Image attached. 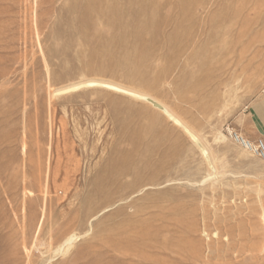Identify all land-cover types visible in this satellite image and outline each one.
Returning <instances> with one entry per match:
<instances>
[{
	"label": "rangeland",
	"instance_id": "1",
	"mask_svg": "<svg viewBox=\"0 0 264 264\" xmlns=\"http://www.w3.org/2000/svg\"><path fill=\"white\" fill-rule=\"evenodd\" d=\"M143 1L0 0V264H264V0Z\"/></svg>",
	"mask_w": 264,
	"mask_h": 264
},
{
	"label": "bare ground",
	"instance_id": "2",
	"mask_svg": "<svg viewBox=\"0 0 264 264\" xmlns=\"http://www.w3.org/2000/svg\"><path fill=\"white\" fill-rule=\"evenodd\" d=\"M94 1L97 4H100V3L103 2V0H94ZM143 2H144L143 4L139 3L140 4L139 5L140 8H139V11H137L136 13H138L140 15H145V14L147 15L148 9H149V6H150V0H144ZM130 3L132 4V2H130ZM117 8H118V5L115 3V4H112V5L108 6L106 8V10H104L103 12L115 14V13H117V10H118ZM104 80L105 79H102V80H97V79L91 80L90 79L89 81H87L84 84L81 83V84H78V85H71V86H68L66 88L60 89L58 91V93L61 94V93H66V92H69V91H72V90L73 91L74 90H78L82 86H85V87H100V88H105V89L113 90V91L120 92V93H125L126 95H128L130 97L142 99L144 101H147V102L153 104V106L155 105L156 107L160 108L177 126L182 127L190 135V137H192L194 140H198L197 136L188 128V126H186L185 123H183L180 120L179 117H177L173 112H171L169 110V108L165 104L160 102L159 100L155 99L154 97H152V96H150L148 94L138 92V91H136L134 89L124 88L122 86H119L117 84H114V83L108 82V81H104ZM252 108H253V111L255 112V114L259 118L264 119V115H263L264 107L262 108V106H259V102L254 103ZM229 130H231V128H229ZM238 133L241 136H243V138L245 140L254 141V140H251L249 137L245 136L244 134H242L241 132H238ZM217 139H219L221 141H224V140L227 139V137H226L225 133L223 134L222 132H220L218 134V138ZM203 154H204V152H203ZM75 239H76L75 236H71L70 235L68 238L65 239V242L60 246L58 251L62 252V253H65V254L68 253L70 251L71 247L73 246L74 241H76Z\"/></svg>",
	"mask_w": 264,
	"mask_h": 264
},
{
	"label": "built area",
	"instance_id": "3",
	"mask_svg": "<svg viewBox=\"0 0 264 264\" xmlns=\"http://www.w3.org/2000/svg\"><path fill=\"white\" fill-rule=\"evenodd\" d=\"M264 97V92H263ZM227 132L232 140H234L237 144L241 145L247 151L252 153L257 158L264 160V139L259 138L254 141L245 140L243 136H241L237 131L234 129L229 130Z\"/></svg>",
	"mask_w": 264,
	"mask_h": 264
},
{
	"label": "crops",
	"instance_id": "4",
	"mask_svg": "<svg viewBox=\"0 0 264 264\" xmlns=\"http://www.w3.org/2000/svg\"><path fill=\"white\" fill-rule=\"evenodd\" d=\"M260 121H261L262 125L264 126V121L261 120V119H260ZM263 135H264L263 129H258L257 132L251 137V139L252 140H257V139L261 138Z\"/></svg>",
	"mask_w": 264,
	"mask_h": 264
}]
</instances>
